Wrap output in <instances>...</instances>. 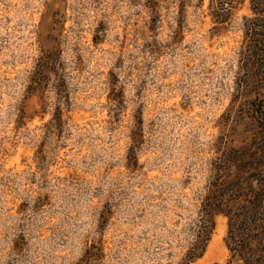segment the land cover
<instances>
[{
	"label": "rangeland",
	"instance_id": "obj_1",
	"mask_svg": "<svg viewBox=\"0 0 264 264\" xmlns=\"http://www.w3.org/2000/svg\"><path fill=\"white\" fill-rule=\"evenodd\" d=\"M221 5L0 0V264L180 263L222 155L264 143V0ZM228 231L192 264H239Z\"/></svg>",
	"mask_w": 264,
	"mask_h": 264
},
{
	"label": "trees",
	"instance_id": "obj_2",
	"mask_svg": "<svg viewBox=\"0 0 264 264\" xmlns=\"http://www.w3.org/2000/svg\"><path fill=\"white\" fill-rule=\"evenodd\" d=\"M235 1L220 0L224 15L216 13L215 22H225V13ZM257 4L260 6L262 2L257 1ZM253 9L257 14L264 13L263 8ZM263 35L256 36L264 38ZM244 81L247 85L248 80ZM221 159L206 194L200 198L197 217L189 227L192 233L189 247L179 264H192L203 257L216 229V219L221 215L228 218L229 231L225 240L230 263L264 264V143L257 140L231 148Z\"/></svg>",
	"mask_w": 264,
	"mask_h": 264
}]
</instances>
